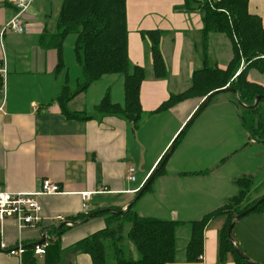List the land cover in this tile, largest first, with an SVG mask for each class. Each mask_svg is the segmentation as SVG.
<instances>
[{"label":"crops","instance_id":"obj_1","mask_svg":"<svg viewBox=\"0 0 264 264\" xmlns=\"http://www.w3.org/2000/svg\"><path fill=\"white\" fill-rule=\"evenodd\" d=\"M63 2L31 0L22 17L28 31L0 35V68H5V72H0V184L13 193L36 192L43 180H51L60 188L59 194L38 198L42 212L37 226L19 230L13 219L0 221L1 247H5L0 250V264H49L53 256H32L26 252L18 258L7 251L19 242L30 247L44 233L50 245L58 242L59 264H93L88 254L74 253L72 248L105 228V219L97 216L82 223V194H92L89 214L104 209L126 211L204 99L192 97L168 111L157 110L172 95L191 88L195 72L205 66V61L210 67L225 70L233 59L232 43L223 34L210 33L204 50L202 15L176 10L184 0H126L129 58L147 75L140 89V125L134 129L118 117L96 115V106L108 92L113 103L124 105L122 75L103 77L67 105L70 112L85 113L91 119H69L57 102L67 81L61 78L64 71L56 73L58 52L39 45L44 32L56 31ZM14 3L15 0H0V34L18 13ZM249 10L264 25V0H249ZM156 30L164 32L161 50L168 71L166 79L154 78L152 57L141 35ZM248 78L264 86V75L257 70H250ZM102 82L105 86L98 88V97L88 100L92 87ZM109 82L121 84L123 93L118 92L115 98ZM89 109L95 113L88 115ZM241 114L230 94L218 101L206 121L190 134L185 133L177 154L168 159L166 170L156 176L151 190L135 202L137 214L185 226L217 211L236 196L239 189L235 181L252 176L249 168L264 156V144L244 129ZM226 147L232 148L231 153L218 158V151ZM130 167L136 169L135 182L128 178ZM60 217L77 222L58 236L55 230L63 224ZM227 220L224 215L208 224L201 262L189 263L184 246L172 264H221L219 232ZM262 222L264 212L246 223H251L249 229L241 228L237 242L233 240L236 248H248L253 262H257ZM223 264L234 262L230 258Z\"/></svg>","mask_w":264,"mask_h":264},{"label":"trees","instance_id":"obj_2","mask_svg":"<svg viewBox=\"0 0 264 264\" xmlns=\"http://www.w3.org/2000/svg\"><path fill=\"white\" fill-rule=\"evenodd\" d=\"M176 10L200 13L203 20L201 36L204 50L210 33L223 34L232 43L233 59L225 70L210 67L205 61V66L195 72L191 88L183 94L172 95L169 101L157 110L158 113L168 111L192 97L205 99L210 93L226 87L235 90L240 101L246 106H252L258 96L264 97V86L253 83L248 78L252 69L264 75V25L260 17L250 13L249 0H184L183 6ZM70 35L76 36L74 55L81 68L82 79L75 90L69 87L68 81L64 82L63 90L57 98L64 115L69 119H91L92 116H86L85 113L70 112L67 105L103 77L122 75L124 105L113 103L108 92L96 106V115L118 117L137 129L143 116L140 89L147 75L144 68L134 66L129 58L126 0H64L56 31L52 34L44 32L39 38L42 48L58 52L56 73L66 70L63 63V46ZM141 35L152 57L154 78L166 79L168 71L161 50L164 32L147 31ZM228 94L232 96L233 103L241 109L244 129L259 143L264 144V101L254 109H247L238 104L234 94ZM185 133L186 131L179 136L175 145ZM165 165L158 175L163 172ZM152 183L145 193L151 190ZM235 185L239 189L236 196L230 198L217 211L190 223L191 235L185 249L189 263L202 261L200 257L203 256L204 231L218 214H225L228 220L219 232V262L223 264L231 258L234 264H253L237 253L229 241L228 229L236 215L253 206L264 196L248 202L247 199L255 187L249 177L237 179ZM246 200L247 204L244 205ZM260 208H264V203L255 211ZM100 216L105 219V228L76 244L72 248L74 253L88 254L93 264H172L177 261V230L184 223L142 218L134 210V205L119 215L106 213ZM87 217L88 215L83 216L81 221ZM70 221L73 224L77 222L76 219ZM65 229L67 226L55 232L60 236ZM129 244H134L136 258L128 249ZM26 247L27 252L34 256L31 248ZM60 254L58 242H53L46 252L47 256H53L52 261L48 263L59 264Z\"/></svg>","mask_w":264,"mask_h":264},{"label":"rangeland","instance_id":"obj_3","mask_svg":"<svg viewBox=\"0 0 264 264\" xmlns=\"http://www.w3.org/2000/svg\"><path fill=\"white\" fill-rule=\"evenodd\" d=\"M75 41H76V36L75 35H70L68 37V39L66 40V43L64 45V50H63V56H64V59L63 60H64L65 69L66 70L64 71V73L61 74L62 80H67L68 81V85H69V87L72 90H75V89L78 88L79 83H80V81L82 79V71H81L80 66L76 62L75 55H74V44H75ZM118 77L119 76H117V78ZM123 81H124V79H123ZM108 85H110V86L113 87L112 89H113V93H114V97L115 98L117 97L118 92H121V94L123 93V89H122V85L121 84L117 85V83L115 84V83L109 82ZM100 86H105V83L102 82L99 85H96V87H94V88L92 87V89L90 90V93L88 94V100H94V99H96L98 97V88H100ZM227 94L228 93H221L219 95H216L213 98V100L211 101V103L196 118V120L193 122V124H191L187 128L186 133L189 132V134H190L192 132L191 130H194L196 127L200 126L204 121H206L207 120V117H209L211 115V113H213L214 110L216 109L217 102L220 101V100H222V98H224ZM93 113H95V112L92 109H89L87 111V114L88 115L93 114ZM188 122H189V120H188ZM187 123H186V125H187ZM184 127L174 137V139L172 140V142H171V144H170V146H169L168 149L171 148L172 144L175 142L177 136L184 129ZM185 135L175 145V149H174L173 153L171 154V156L174 155V153H175V151H176L177 148H180V146L182 144V140L185 137ZM222 150L223 149H220L218 151V153L216 154L217 157L220 158V159L222 157H227V155H229V153H231L232 148L231 147H226L223 151ZM225 153H228V154H225ZM175 154H177V153H175ZM171 156H170L169 159H171ZM172 161H173V159H172ZM222 161L223 160H220L219 162H222ZM210 167H212V166H210ZM218 167H216L214 169L216 170ZM249 171H252V173H253L252 176H249V178H251V180H253V183H254V186H255L254 187V190L251 192V194L249 195V197L247 199L248 202L250 203V202H252V201H254V200H256V199L264 196V156L262 158H260L259 160L255 161L253 163V165L249 168ZM157 179H158V177L154 179L155 181H153L152 187L156 183ZM247 200L243 203L244 205L247 204ZM261 210H263V211H261ZM263 212H264V208L263 209L260 208L258 211H255V212L250 213L248 216L244 217L239 223H237V225H235V227H234V229L232 231V239L237 242L238 234H239V231L241 230V228L249 229L251 223H249V224H246V223L248 221L249 222H252V220L257 219V214H260V213H263ZM224 215L225 214H218L215 217V219H219L220 217L222 218ZM214 226L212 228H214ZM259 227H260V234L261 235H260V238H259V242H260L259 243V246L260 247L257 250L256 256H255L256 259H257L256 260L257 262H253L251 260V255L252 254L250 253V251L248 250V248H246L245 246H239V248H238L250 260V262H252L253 264H264V222H262V224ZM178 232H179V237H178V244H177V250H178L177 253H180V250L184 246H187L188 241L190 239V235H191V226H190V223H187V225L182 226L180 229H178L177 230V235H178ZM128 249L130 250V252L132 251L133 257L136 258L134 244H129ZM133 249H134V251H133ZM181 253H182V250H181Z\"/></svg>","mask_w":264,"mask_h":264},{"label":"built area","instance_id":"obj_4","mask_svg":"<svg viewBox=\"0 0 264 264\" xmlns=\"http://www.w3.org/2000/svg\"><path fill=\"white\" fill-rule=\"evenodd\" d=\"M31 0H15V5L18 9L17 15L7 23L2 31L1 36L7 31H12L16 34H23L28 31V28L24 25L22 17L25 11L28 9ZM5 72V68L0 72ZM129 180L132 182L136 181L135 172L136 169L130 167L129 170ZM60 193V188L58 185L54 184L51 180H43L40 182V189L36 192H9L0 184V221L7 219H13L16 221L19 230L26 227L37 226L41 221L42 206L38 202V198L42 196H50ZM90 193H83V214L86 216L89 214V202L91 200ZM59 221L61 223H66V226H72L71 221L65 220L60 217ZM42 243H35L31 248L34 256H44L46 255L47 249L50 246V240L47 233H44ZM40 240V241H41ZM3 250L4 246L1 247ZM11 256L22 258V256L27 252V247L23 242H19L14 248L7 250ZM203 259V256L200 257Z\"/></svg>","mask_w":264,"mask_h":264},{"label":"water","instance_id":"obj_5","mask_svg":"<svg viewBox=\"0 0 264 264\" xmlns=\"http://www.w3.org/2000/svg\"><path fill=\"white\" fill-rule=\"evenodd\" d=\"M221 93H232L234 94L236 101L238 102V104L242 107H245L247 109H254L256 108L259 103L261 101H264V97L263 96H258L255 100V103L252 106H246L244 105L239 97L238 94L235 90L231 89V88H223L220 90H216L212 93H210L202 102V104L199 106V108L196 110V112L191 116V118L189 119V122L187 123V125L184 127V129L180 132V134L177 136L175 142L177 141V139L179 138V136L184 133L187 128L193 124V122L196 120V118L201 114V112L209 105V103L211 102V100L216 96L219 95ZM174 142V143H175ZM172 144L171 148L169 149V151L167 152V154L164 156L162 162L159 164V166L154 170V172L151 174L150 178L147 180L146 184H144V186L141 188V190L139 191L137 197L134 199V201L131 203L130 207L132 205L135 204V202L138 200L139 197H141L147 190V188L149 187V185L154 181V179L156 178V176L158 175L159 171L163 168V166L166 164V162L168 161V159L170 158L171 154L174 151L175 148V144ZM264 203V197L259 199L253 206H251L250 208L244 210L243 212H241L239 215H236L233 219V222L229 225V229H228V238L229 241L233 244V239H232V231L234 229V226L236 223H238L239 221H241L244 217L248 216L250 213L254 212L259 206H261ZM129 209V208H128ZM127 211V210H126ZM123 212H125L124 210H113V209H104V210H99L96 212H93L91 214L88 215V217L82 222V223H86L88 222L90 219L106 214V213H112V214H122ZM74 225V224H73ZM63 226H66V223H63L59 228H62ZM44 240H41L38 242V244L42 243ZM35 244L30 245V247H32ZM234 246V244H233ZM235 247V246H234ZM237 253L244 258L246 261L250 262V260L238 249L236 248ZM252 263V262H250Z\"/></svg>","mask_w":264,"mask_h":264}]
</instances>
